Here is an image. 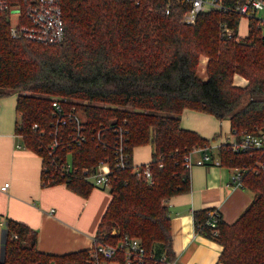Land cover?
<instances>
[{"label":"trees","instance_id":"trees-1","mask_svg":"<svg viewBox=\"0 0 264 264\" xmlns=\"http://www.w3.org/2000/svg\"><path fill=\"white\" fill-rule=\"evenodd\" d=\"M238 1L224 0L230 10L202 12L187 25L181 23L187 6L171 2L167 14V0H60L64 38L57 44L11 38L8 18L0 14V98L16 94L15 132L23 146L45 155L53 99L66 109L75 106L85 118V142L58 151L61 157L69 154L76 171L42 185L64 184L86 196L92 186L80 170L108 162L111 199L95 238L111 245L139 240L153 256L143 264H159L154 261L162 256L175 260L164 202L189 192L184 156L209 144L180 126L182 111L228 120L237 140L242 133H264V32L252 16L246 18V36L237 35ZM220 23L233 29L232 37L220 36ZM202 57L207 58L205 79L198 73ZM235 75L247 81L245 87L233 84ZM117 126L127 154L124 168L114 167ZM147 144L152 146L150 183L135 175L132 163V150ZM219 157L221 165L235 169L264 164V152L235 153L229 144L220 147ZM241 180L253 193L242 214L227 224L218 212L212 229L208 221L214 209L195 211L194 231L222 247L220 264H264V170H247ZM2 243L0 264H88L90 249L39 252L36 232L11 220ZM117 261L125 264L122 255Z\"/></svg>","mask_w":264,"mask_h":264},{"label":"crops","instance_id":"crops-1","mask_svg":"<svg viewBox=\"0 0 264 264\" xmlns=\"http://www.w3.org/2000/svg\"><path fill=\"white\" fill-rule=\"evenodd\" d=\"M264 16V10L259 15ZM244 22L245 30L240 31ZM247 19L241 18L237 35L247 34ZM207 58H200L205 79ZM233 84L245 87L247 81L235 75ZM0 98V222L9 220L21 223L36 232V249L50 255H64L93 246L101 219L111 196L109 189L95 187L86 196L64 184L43 186L40 157L25 148L15 132L18 119L16 94ZM180 126L198 133L209 144L206 153L210 160L204 165H194L189 170L190 190L168 198L171 248L176 264H220L222 247L215 241L194 231L193 213L213 208L227 224L233 223L249 206L253 193L236 186L231 177L235 168L220 164L219 149L231 144L236 137L228 120H218L212 115L184 109ZM152 147L138 146L132 150V163L142 165L151 160ZM200 154H194L198 159ZM8 183L5 191L1 187ZM4 228L0 226V243Z\"/></svg>","mask_w":264,"mask_h":264},{"label":"built area","instance_id":"built-area-1","mask_svg":"<svg viewBox=\"0 0 264 264\" xmlns=\"http://www.w3.org/2000/svg\"><path fill=\"white\" fill-rule=\"evenodd\" d=\"M171 2L184 4L186 10L181 16V23L193 25L197 16L206 11H228L230 8L224 4V0H167L166 13H169ZM264 10V0H242L234 6V11L241 18L255 16L258 18V26L264 28V16L259 17V13ZM0 14L8 18L10 25V36L13 39H27L38 43L57 44L64 38V24L62 18V9L60 0H20L11 2L10 0H0ZM220 36L232 37L233 29L225 23H220ZM53 108V122L51 130L47 132L50 137L49 142L44 146V156H39L41 165L42 183L49 185L56 179H68L69 175L76 171L70 161L69 154L61 157L58 151H67L72 145H81L86 140L85 118L80 110L75 106L66 109L62 101L53 99L51 102ZM37 129V125H33ZM115 144L113 146L114 167L124 168L127 154L124 150L123 133L119 126L115 127ZM40 135L46 134L45 129L39 130ZM64 135L66 138H64ZM19 136V135H18ZM97 139L101 141L100 133H97ZM20 137V136H19ZM103 142V141H102ZM230 149L235 153H244L250 151L264 152V133L252 135L242 133L239 140L229 144ZM207 146L192 149L184 156V167L187 170L194 165H204L210 160L206 153ZM200 154L198 159H193L194 154ZM134 165V164H133ZM251 170L257 173L264 170V164L255 162L253 166H244L237 168L231 177L236 186L242 187V175L245 171ZM110 165L106 161L99 162L93 169L83 168L80 170L84 179L91 181L95 187L110 188ZM133 171L137 177L150 183L152 175L149 164L134 165ZM8 183H5L1 190L5 191ZM211 220L208 224L212 229L216 228V221L219 219V213L214 209L211 213ZM0 226L6 228V222H0ZM16 238V236H13ZM122 255L125 264H143L148 258L152 259V254H147L137 239L124 238L115 245L99 242L94 238L93 246L89 252L88 264H118L117 258ZM159 264H176L175 260L167 261L164 256L154 261Z\"/></svg>","mask_w":264,"mask_h":264},{"label":"rangeland","instance_id":"rangeland-1","mask_svg":"<svg viewBox=\"0 0 264 264\" xmlns=\"http://www.w3.org/2000/svg\"><path fill=\"white\" fill-rule=\"evenodd\" d=\"M259 17L262 18L261 14L259 15ZM240 24H241L240 31L241 32H244V30H245V24H244V22H242ZM263 32H264V28H263ZM201 72H202V66L200 64V65H198V73H199L200 76H202V73ZM7 97H12V95L10 94V95L4 96V98H7ZM142 146H145V145H142ZM147 147H152V146L150 144H147Z\"/></svg>","mask_w":264,"mask_h":264},{"label":"water","instance_id":"water-1","mask_svg":"<svg viewBox=\"0 0 264 264\" xmlns=\"http://www.w3.org/2000/svg\"><path fill=\"white\" fill-rule=\"evenodd\" d=\"M2 242H3V240H2ZM0 243V249L2 250L3 249V243Z\"/></svg>","mask_w":264,"mask_h":264}]
</instances>
